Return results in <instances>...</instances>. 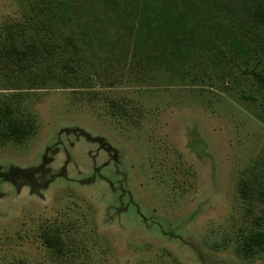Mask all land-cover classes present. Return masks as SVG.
<instances>
[{
    "label": "rangeland",
    "instance_id": "obj_1",
    "mask_svg": "<svg viewBox=\"0 0 264 264\" xmlns=\"http://www.w3.org/2000/svg\"><path fill=\"white\" fill-rule=\"evenodd\" d=\"M44 1L0 0V264H264V47Z\"/></svg>",
    "mask_w": 264,
    "mask_h": 264
},
{
    "label": "trees",
    "instance_id": "obj_2",
    "mask_svg": "<svg viewBox=\"0 0 264 264\" xmlns=\"http://www.w3.org/2000/svg\"><path fill=\"white\" fill-rule=\"evenodd\" d=\"M51 1H55L52 3ZM83 0H45L44 3L47 6L56 7L60 10H67L76 13L78 8L83 6L81 3ZM99 4L105 10H112L117 12L118 16L123 18L126 30L136 29L139 35L140 41H146L149 35L143 33L144 27H150L155 25L156 36L160 39H166V36H170L171 39L179 40L185 44V38L188 34H180V29L198 30L206 28L212 33L219 32L228 23H236L242 27V32L245 36L251 37L254 43L260 44L264 47V0H145L150 1L152 8L149 9L150 21H145L139 17L137 8L134 6V1L142 3V0H97ZM67 7V8H66ZM72 7V8H71ZM134 7V8H131ZM69 10V11H68ZM139 11V10H138ZM127 15L125 20L123 15ZM100 24H106L107 20H103ZM70 22L68 19L62 21L63 25H68ZM86 22L91 27L98 25L97 17L95 19H89ZM223 22H225L223 24ZM80 25V24H79ZM136 26L137 28H134ZM67 29V27H65ZM68 30V29H67ZM190 32V31H188ZM130 35V34H129ZM128 35V36H129ZM198 37V36H197ZM233 38V37H232ZM66 45L71 44L68 40V34L64 35ZM232 40V39H231ZM230 40V42H231ZM104 242H97L103 250H113V242L107 235L103 236ZM264 243V230L257 231L250 238L245 240L244 248L245 255L251 253L253 249H259ZM138 249H148L149 246L137 244ZM174 264H180V261L174 257ZM99 264H104L101 261Z\"/></svg>",
    "mask_w": 264,
    "mask_h": 264
}]
</instances>
